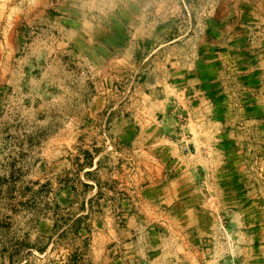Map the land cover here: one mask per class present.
Returning <instances> with one entry per match:
<instances>
[{
  "label": "rangeland",
  "instance_id": "obj_1",
  "mask_svg": "<svg viewBox=\"0 0 264 264\" xmlns=\"http://www.w3.org/2000/svg\"><path fill=\"white\" fill-rule=\"evenodd\" d=\"M1 5L6 264H264V0Z\"/></svg>",
  "mask_w": 264,
  "mask_h": 264
},
{
  "label": "crops",
  "instance_id": "obj_2",
  "mask_svg": "<svg viewBox=\"0 0 264 264\" xmlns=\"http://www.w3.org/2000/svg\"><path fill=\"white\" fill-rule=\"evenodd\" d=\"M1 1H2V0H0V10H1V8H2ZM0 115H1V109H0ZM0 261H1V262H5V264H6V259H5V258H3V257L0 258Z\"/></svg>",
  "mask_w": 264,
  "mask_h": 264
},
{
  "label": "trees",
  "instance_id": "obj_3",
  "mask_svg": "<svg viewBox=\"0 0 264 264\" xmlns=\"http://www.w3.org/2000/svg\"><path fill=\"white\" fill-rule=\"evenodd\" d=\"M90 155V153H88ZM88 187V186H87ZM90 188V187H89ZM56 228H59V226H56ZM40 252H44V250L39 249ZM13 260V257H11V261Z\"/></svg>",
  "mask_w": 264,
  "mask_h": 264
}]
</instances>
